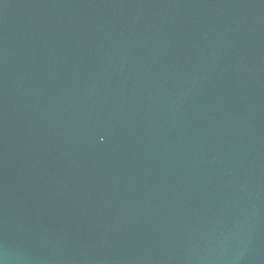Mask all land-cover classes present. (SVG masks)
I'll list each match as a JSON object with an SVG mask.
<instances>
[{
    "label": "water",
    "instance_id": "water-1",
    "mask_svg": "<svg viewBox=\"0 0 264 264\" xmlns=\"http://www.w3.org/2000/svg\"><path fill=\"white\" fill-rule=\"evenodd\" d=\"M0 264H264V0H0Z\"/></svg>",
    "mask_w": 264,
    "mask_h": 264
}]
</instances>
